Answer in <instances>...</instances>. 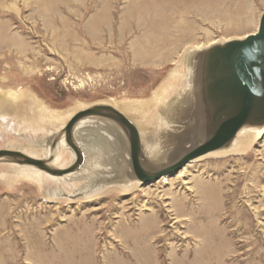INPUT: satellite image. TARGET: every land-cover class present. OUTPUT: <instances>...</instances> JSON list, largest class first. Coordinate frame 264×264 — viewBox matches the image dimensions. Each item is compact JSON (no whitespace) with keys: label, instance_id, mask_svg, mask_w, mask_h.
<instances>
[{"label":"rangeland","instance_id":"obj_1","mask_svg":"<svg viewBox=\"0 0 264 264\" xmlns=\"http://www.w3.org/2000/svg\"><path fill=\"white\" fill-rule=\"evenodd\" d=\"M263 9L264 0H0V91H22L0 112V147L42 156L91 103L128 114L162 81L179 86L193 45L244 34ZM62 149L57 165L70 160ZM190 163L149 193L111 184L72 197L82 178L43 173L38 184L0 161V264H264V133L242 152ZM201 180L219 186L209 199L193 188ZM180 197L200 215L169 206ZM150 212L159 240L142 238Z\"/></svg>","mask_w":264,"mask_h":264},{"label":"water","instance_id":"obj_2","mask_svg":"<svg viewBox=\"0 0 264 264\" xmlns=\"http://www.w3.org/2000/svg\"><path fill=\"white\" fill-rule=\"evenodd\" d=\"M182 77L189 80V87L184 88L183 82L158 107L162 121L154 153L168 150V159L149 162L151 153H146L134 120L112 103L95 102L69 116L50 137L44 155L4 146L0 147V161L41 170L50 178L79 171L87 162V153L76 137L77 125L87 119L108 123L118 132L119 141H113L107 132L90 130L92 142L102 148L96 154L100 165L82 176L80 191L71 195L75 197L111 184L150 182L178 171L191 159L230 147L240 130L264 126V9L254 32L192 47ZM62 148L68 151L69 162L52 163L64 153Z\"/></svg>","mask_w":264,"mask_h":264},{"label":"bare ground","instance_id":"obj_3","mask_svg":"<svg viewBox=\"0 0 264 264\" xmlns=\"http://www.w3.org/2000/svg\"><path fill=\"white\" fill-rule=\"evenodd\" d=\"M161 3H163V2H161ZM256 27L254 28L253 24L250 22L242 25V26H240V29L242 31H245V33L242 35H238V36H244L245 34H247L249 32H254L256 30ZM217 40L218 39H213V40L206 42V43L193 45V47L199 48V47L208 45L212 42H215ZM181 78H182V80H181V84H179V86L181 87L182 83L185 82L184 88H188L190 85L189 80L187 81V78H184V79H183V77H181ZM179 80L180 79L178 78V81ZM172 81H173V79H170V78H168V80H166V81H162L158 85L156 90L152 93V96L150 98L146 99V101H142L141 103L135 104L134 109H132L131 112L128 111V114L125 112L126 115H128L130 118H132L134 120V122L138 125L139 130H140V134L142 137V141L144 143V147L146 148V150H148V151H146V153L147 154L151 153V154H148V156H149L148 160L151 163H155L157 161H163L165 159H168L171 156V154L169 153L168 150L161 152V153H154L155 149L158 145L157 129H158V126L160 125V123L162 121V118L160 117V114H159L160 109L158 110V108H155L154 106L160 105L165 100H168V98L170 97V94L173 93L174 91H176V89L179 87L178 85L171 87V85L173 83ZM21 94H22V91L20 89L19 90H15L12 88L2 89L0 91V112L8 113L9 111L17 108L18 103L20 101L19 98H20ZM141 116L145 117L147 122L142 121ZM154 117H155V119L153 120ZM160 119H161V121H160ZM91 129H95V130L97 129V131H99L101 133L107 132L106 135H108L109 138H112L113 141H116V140H117V142L119 141L118 132L116 131V129L113 126L109 125L108 123H102L99 121L88 120V119L80 122L77 125L76 137L79 139L80 143L82 144V146L84 147V149L87 153V162L85 163L84 167H82L79 171L68 173V174L62 175L60 177H53V178L66 181L67 184H71V183H68V181L70 179L73 180L77 177L82 178L83 175L84 176L87 175L89 173V171L94 170L96 167H98L100 165V163L96 161V158H97L96 154H97V152L100 153L102 151V148L97 146L95 144V142L94 143L92 142L91 138L93 137V135L91 134V131H90ZM263 133H264V126L260 129H249V128L242 129L237 133L236 138L234 139V141H233L232 145H230V147L225 148V149H221V150H217V151H211V152H208L207 154L221 155V154L236 152V151H240V150L242 152V151L246 150L247 148H249V146L253 143V140L255 138L257 139ZM159 137H160V135H159ZM161 137H164V136H161ZM26 151L32 155L38 156L37 152L35 150L27 149ZM149 151H152V152H149ZM60 156H61V154H60ZM60 156L58 155L57 157H55L52 160V163L55 164L56 162H59ZM195 160H197V158L191 159L182 168H180L178 171H176L174 173H166V174L161 175L153 183H150V182L141 183V182L135 181L134 183H131V186L130 185H123V184H119V183L116 186H119L122 189H128L130 187L134 189V188L139 187L145 193H149L152 190H156V187L158 188V186H160L161 183L162 184L163 183H172L173 179L175 177L182 176L188 170L189 165L191 164L190 162L195 161ZM42 174L43 173L41 170L25 166L23 168V170L19 172L17 177L18 178L28 177L32 180H35L38 184H42V181H41V179H42L41 175ZM120 174L125 175L124 172H122ZM113 187H108V188L104 187L101 190V192H105V191H107ZM217 187H219L217 184H214V182L211 183V182H209V180L208 181H206V180L197 181L196 184L193 185V188H195L194 190L200 191V193L198 194L199 196H197V197L202 198V199L203 198L209 199L211 196H213V194L218 190ZM116 189H118V188H116ZM143 205H145V204H143ZM169 206H174V208L177 211H181L182 213H187V212L189 213L190 212L194 218H196L200 215L199 206L196 205L195 203L192 204L191 200L190 199L187 200L185 197H180L178 199L172 200V203H171V205L169 203ZM145 217H146V219H148V223H147L146 227L142 228L143 229L141 232L142 238H144V240H148L149 237H155L156 240H159L160 235H161L160 232L162 231L163 226H162V224H159L158 215L156 213L154 214V212H150V213H147V215H145Z\"/></svg>","mask_w":264,"mask_h":264}]
</instances>
